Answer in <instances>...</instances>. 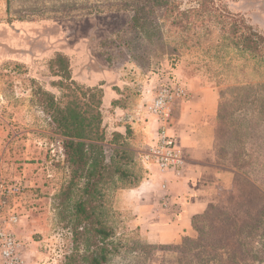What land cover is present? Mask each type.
<instances>
[{
  "label": "rangeland",
  "instance_id": "1",
  "mask_svg": "<svg viewBox=\"0 0 264 264\" xmlns=\"http://www.w3.org/2000/svg\"><path fill=\"white\" fill-rule=\"evenodd\" d=\"M148 1L0 0V182L23 186L21 194L7 198L21 217L15 233L27 264H65L74 247L69 211L58 198L70 179L58 154L63 139L43 110L40 90L61 96L55 87L59 78L53 76L57 57L63 48L89 35L93 34L89 43L97 55L98 69L131 61L144 70L133 75L137 81L143 74L155 73L162 74L160 82L168 77L181 81L182 76L199 77L216 87L221 101L218 151L223 165L247 167L264 182V115L257 107L263 99L259 90L237 91L233 70L228 72L229 81L219 85L210 71L218 64H207L200 53L174 51L179 42L171 38L166 43L160 37L165 33L163 23L156 10L146 6ZM197 1L175 0L181 10L197 7ZM214 1L216 7L264 31V0ZM246 73L252 74L248 68ZM242 75L239 71L238 76ZM118 192L110 196L119 214L118 231L145 244L132 218L116 207ZM222 214L214 210L211 223ZM196 237L197 232L192 238ZM174 257L171 254L170 260ZM124 260L115 258L110 264H125Z\"/></svg>",
  "mask_w": 264,
  "mask_h": 264
},
{
  "label": "trees",
  "instance_id": "2",
  "mask_svg": "<svg viewBox=\"0 0 264 264\" xmlns=\"http://www.w3.org/2000/svg\"><path fill=\"white\" fill-rule=\"evenodd\" d=\"M197 4L181 10L175 0H151L146 6H152L163 23L165 33L160 37L166 43L171 38L179 42L174 51L200 53L207 64L219 65L209 68L219 85L229 81L228 72L233 70L237 91L257 88L263 98L257 107L264 115V31L216 7L214 0H198ZM56 64L53 76L59 78L55 87L61 96L40 93L43 110L63 139L60 163L70 177L58 196L69 211L73 233L74 247L65 264H110L115 258H126L125 264H264V182L243 166L230 167L238 172L230 196L194 219L196 238L186 237L180 245H153L136 228L146 242L140 244L119 232V214L110 196L140 183L141 152L126 149L120 134L108 135L103 89L76 81L67 55L59 54ZM214 210L223 214L211 223Z\"/></svg>",
  "mask_w": 264,
  "mask_h": 264
},
{
  "label": "crops",
  "instance_id": "3",
  "mask_svg": "<svg viewBox=\"0 0 264 264\" xmlns=\"http://www.w3.org/2000/svg\"><path fill=\"white\" fill-rule=\"evenodd\" d=\"M91 36L61 51L70 57L76 81L103 89L108 135L120 134L126 149L142 152L153 144L158 124L153 119L136 123L129 116L154 94L162 74H143L137 81L133 75L144 70L131 61L98 69L97 55L89 43ZM182 77L180 81L191 94L188 101L175 107L174 113L179 150L185 160L182 174L178 176L172 170L162 173L157 165L138 160L140 183L119 191L116 199V207L132 218L142 238L153 245H176L186 237H193L194 219L229 196L238 173L223 165L218 151L221 109L218 89L199 77ZM163 184L167 185L166 191ZM165 194L172 198L167 210L161 205Z\"/></svg>",
  "mask_w": 264,
  "mask_h": 264
},
{
  "label": "built area",
  "instance_id": "4",
  "mask_svg": "<svg viewBox=\"0 0 264 264\" xmlns=\"http://www.w3.org/2000/svg\"><path fill=\"white\" fill-rule=\"evenodd\" d=\"M191 94L187 87L177 78L168 77L160 82L154 94L137 109L133 110L129 120L133 122L153 119L158 129L152 145L141 152L142 160L157 165L162 173L174 171L180 176L184 170L185 160L179 150L178 136L174 129L175 107L188 101ZM58 154L63 157V147L59 146ZM162 188L166 191L167 185ZM22 183L9 184L0 182V264H27L23 254V244L18 239L15 230L21 222V217L15 207L8 201L9 195L22 193ZM171 195L162 197L164 210L171 207Z\"/></svg>",
  "mask_w": 264,
  "mask_h": 264
}]
</instances>
